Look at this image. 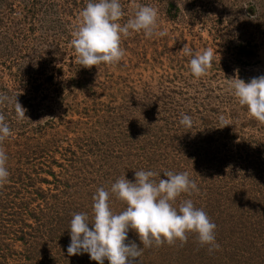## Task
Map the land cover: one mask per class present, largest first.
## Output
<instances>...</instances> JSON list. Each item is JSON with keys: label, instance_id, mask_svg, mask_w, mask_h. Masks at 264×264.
<instances>
[{"label": "rangeland", "instance_id": "1", "mask_svg": "<svg viewBox=\"0 0 264 264\" xmlns=\"http://www.w3.org/2000/svg\"><path fill=\"white\" fill-rule=\"evenodd\" d=\"M87 3L0 0V94L10 98L0 113L12 132L0 143L9 171L0 264H96L67 254L73 214L91 220L97 190L110 192L122 176L134 181L139 170L158 173L156 182L165 171L188 173L199 190L173 206L190 199L203 209L220 248L209 252L195 233L143 248L129 230L125 243L143 248L136 264H264V123L228 80L264 76V0H120L121 24L135 5L152 6L167 35L122 37L124 57L97 68L76 63L70 44ZM185 44L193 55L214 51L200 78ZM15 98L27 119L16 118ZM109 206L114 214L127 207L111 194Z\"/></svg>", "mask_w": 264, "mask_h": 264}, {"label": "clouds", "instance_id": "2", "mask_svg": "<svg viewBox=\"0 0 264 264\" xmlns=\"http://www.w3.org/2000/svg\"><path fill=\"white\" fill-rule=\"evenodd\" d=\"M135 9L133 16L121 24L119 21L125 13L120 0H88L79 13V24L70 41L76 63L84 68H97L101 64L113 66L125 55L121 47L122 37L133 32H143L146 38L167 35L166 31L158 30L157 9L147 5H135ZM181 52L192 57L189 67L195 78L206 74L214 57L211 48L193 55L187 44ZM228 80L229 91L241 106L247 107L248 115L264 123V76L254 77L248 83L238 76ZM6 101L10 98L0 94V104ZM14 111L17 119L26 118V109L16 98ZM221 122H224L223 118ZM180 123L191 127L192 119L182 114ZM11 135L6 117L0 113V143ZM7 160L5 150L0 148V185L6 183L9 177ZM157 175L153 171L139 170L135 171L134 181L125 176L117 179L110 192L99 188L93 196L91 220L85 213L73 214L67 254L87 253L96 264H104L105 260L108 264H136L143 248L153 244L159 247L165 243L171 246L176 241L183 244L190 233H195L199 244L208 246L209 252L219 250L216 224L203 209L196 208L190 199L184 200L178 207L173 206L182 193L191 194L199 190L195 181L190 180L186 172L165 171L163 176L166 179L161 178L159 182L153 179ZM110 194L127 205L119 214H114L109 206ZM129 230L136 233L143 248L134 241L125 243Z\"/></svg>", "mask_w": 264, "mask_h": 264}]
</instances>
